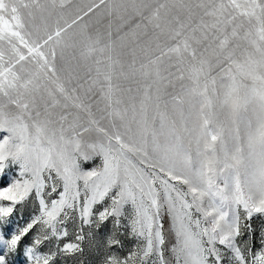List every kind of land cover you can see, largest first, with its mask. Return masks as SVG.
Listing matches in <instances>:
<instances>
[{"label": "snow or ice", "instance_id": "6c2138e0", "mask_svg": "<svg viewBox=\"0 0 264 264\" xmlns=\"http://www.w3.org/2000/svg\"><path fill=\"white\" fill-rule=\"evenodd\" d=\"M0 181V264H264V0H0Z\"/></svg>", "mask_w": 264, "mask_h": 264}, {"label": "rangeland", "instance_id": "374dc122", "mask_svg": "<svg viewBox=\"0 0 264 264\" xmlns=\"http://www.w3.org/2000/svg\"><path fill=\"white\" fill-rule=\"evenodd\" d=\"M2 183H3V182L0 181V185H2ZM254 221L258 222L256 217H254ZM126 245H127V247L125 248L124 251H127L128 248L131 247V245H132V241H126ZM86 256H88L89 258H91V256H90V254L88 253L87 249H86Z\"/></svg>", "mask_w": 264, "mask_h": 264}]
</instances>
